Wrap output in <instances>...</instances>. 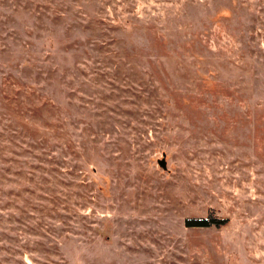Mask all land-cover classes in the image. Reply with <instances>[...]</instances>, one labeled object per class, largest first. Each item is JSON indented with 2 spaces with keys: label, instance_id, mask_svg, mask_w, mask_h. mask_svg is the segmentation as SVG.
<instances>
[{
  "label": "rangeland",
  "instance_id": "rangeland-1",
  "mask_svg": "<svg viewBox=\"0 0 264 264\" xmlns=\"http://www.w3.org/2000/svg\"><path fill=\"white\" fill-rule=\"evenodd\" d=\"M0 264H264V0H0Z\"/></svg>",
  "mask_w": 264,
  "mask_h": 264
},
{
  "label": "trees",
  "instance_id": "trees-1",
  "mask_svg": "<svg viewBox=\"0 0 264 264\" xmlns=\"http://www.w3.org/2000/svg\"><path fill=\"white\" fill-rule=\"evenodd\" d=\"M227 222L226 219L223 218H194V219H186L185 226L186 227H209V226H216L220 227L223 226Z\"/></svg>",
  "mask_w": 264,
  "mask_h": 264
},
{
  "label": "water",
  "instance_id": "water-1",
  "mask_svg": "<svg viewBox=\"0 0 264 264\" xmlns=\"http://www.w3.org/2000/svg\"><path fill=\"white\" fill-rule=\"evenodd\" d=\"M159 164H160L162 167H165V165H166L165 160H164V159L159 160Z\"/></svg>",
  "mask_w": 264,
  "mask_h": 264
}]
</instances>
